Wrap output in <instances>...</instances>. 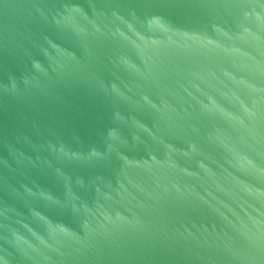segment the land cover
<instances>
[{
	"label": "water",
	"instance_id": "water-1",
	"mask_svg": "<svg viewBox=\"0 0 264 264\" xmlns=\"http://www.w3.org/2000/svg\"><path fill=\"white\" fill-rule=\"evenodd\" d=\"M264 233V0H138Z\"/></svg>",
	"mask_w": 264,
	"mask_h": 264
}]
</instances>
